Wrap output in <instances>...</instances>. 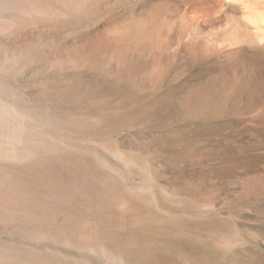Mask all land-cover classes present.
I'll return each mask as SVG.
<instances>
[{
  "label": "rangeland",
  "instance_id": "374dc122",
  "mask_svg": "<svg viewBox=\"0 0 264 264\" xmlns=\"http://www.w3.org/2000/svg\"><path fill=\"white\" fill-rule=\"evenodd\" d=\"M251 27L227 0H0V264H264Z\"/></svg>",
  "mask_w": 264,
  "mask_h": 264
},
{
  "label": "bare ground",
  "instance_id": "6f19581e",
  "mask_svg": "<svg viewBox=\"0 0 264 264\" xmlns=\"http://www.w3.org/2000/svg\"><path fill=\"white\" fill-rule=\"evenodd\" d=\"M227 1H230V2H235V3H237L238 5H239V9L241 10V12H242V15H243V18H244V21L248 24V25H250V27L252 26V27H254V28H256V27H264V13H263V11H260L259 10V8H260V6L258 5V6H256L258 3V0H227ZM252 1H254V2H252ZM260 1V0H259ZM252 2V3H251ZM216 6V5H215ZM263 8V7H262ZM263 10V9H262ZM201 18V17H200ZM224 20V28H223V30H225V31H227L228 29H229V27L231 26H233V25H231L230 24V20L229 19H227V18H223ZM201 21V20H200ZM199 26V23H198V21L196 20V21H186L185 23H184V35L186 36V37H190L193 33H194V31L197 29V27ZM223 27V26H222ZM252 27H251V29H252ZM233 28H234V26H233ZM259 29V28H258ZM264 29V28H263ZM224 31V32H225ZM229 31H231V30H229ZM223 32V33H224ZM234 33V32H233ZM237 37V36H236ZM183 38V37H182ZM229 38V37H228ZM181 40V39H180ZM181 42V41H180ZM234 42H235V40H234ZM188 43V42H187ZM187 43H186V45H187ZM191 47V48H190ZM188 48H190V51H191V49L194 51V49L196 48V46L195 45H193V44H190L189 46H188ZM200 48V47H199ZM211 48V47H210ZM205 48H201L200 49V52H203V50H204ZM207 49H208V47H207ZM199 50V49H198ZM196 51H197V49H196ZM206 51V50H205ZM231 51H234V50H232L231 49ZM198 52V51H197ZM228 52V51H227ZM234 52H236V51H234ZM238 52V51H237ZM195 53V52H194ZM229 53H232V52H229ZM228 53V54H229ZM200 54V53H199ZM198 54V55H199ZM197 55V53H196V56H198Z\"/></svg>",
  "mask_w": 264,
  "mask_h": 264
}]
</instances>
